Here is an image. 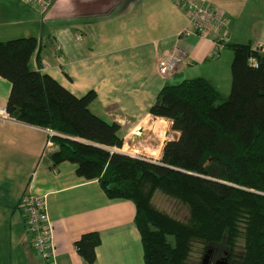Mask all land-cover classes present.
Returning <instances> with one entry per match:
<instances>
[{
	"label": "crops",
	"instance_id": "obj_1",
	"mask_svg": "<svg viewBox=\"0 0 264 264\" xmlns=\"http://www.w3.org/2000/svg\"><path fill=\"white\" fill-rule=\"evenodd\" d=\"M208 2L227 19L224 40L216 33L178 39L187 15L170 0H55L45 13L21 0H0V42L35 38L39 50L30 68L37 69L38 59L40 71L76 97L94 91L97 99L91 110L120 125L123 149L134 144L138 151L127 154L158 163L139 151L153 153L162 131L179 136L169 119L149 113L159 91L201 77L225 98L232 61L227 44H249L264 53V0ZM175 46L184 52L185 64L163 80L158 61ZM10 89L0 77V112L6 115ZM159 121L166 128L152 127ZM46 141L44 129L0 117V264H88L74 244L89 232L98 233L101 240L93 264H143L134 204L108 199L98 182L79 177L72 163L53 165ZM24 193L45 200L53 230L50 261L32 248L19 206Z\"/></svg>",
	"mask_w": 264,
	"mask_h": 264
},
{
	"label": "trees",
	"instance_id": "obj_2",
	"mask_svg": "<svg viewBox=\"0 0 264 264\" xmlns=\"http://www.w3.org/2000/svg\"><path fill=\"white\" fill-rule=\"evenodd\" d=\"M226 47L232 53L226 98L201 77L159 91L149 113L169 119L179 136L166 141L157 164L118 151L124 146L121 127L93 113L94 91L76 97L42 73L38 59L37 69L30 68L39 50L35 38L0 42V77L11 84L9 118L56 132L53 165L72 163L108 199L134 204L143 264H189L191 244L198 241L204 252L213 246V253L233 261L241 238L240 264H264V53L249 44ZM157 191L188 209V223L153 206ZM100 241L89 232L74 246L93 264Z\"/></svg>",
	"mask_w": 264,
	"mask_h": 264
},
{
	"label": "built area",
	"instance_id": "obj_3",
	"mask_svg": "<svg viewBox=\"0 0 264 264\" xmlns=\"http://www.w3.org/2000/svg\"><path fill=\"white\" fill-rule=\"evenodd\" d=\"M25 4L45 13L53 5L55 0H21ZM179 4L186 12L187 24L177 35L178 39L190 36H201L216 33L223 40L227 36L228 22L224 14L214 9L208 0H170ZM59 50V46L56 47ZM185 54L179 47H174L171 52L164 54L157 64L158 75L163 79L172 77L179 66L185 64ZM254 67L258 66L255 59H250ZM8 115L0 112V117L6 119ZM47 135L45 152L55 149L52 137L58 135L50 129H44ZM129 148V147H128ZM124 153V152H123ZM126 153V152H125ZM141 159V158H140ZM26 226L32 237V248L43 260L50 261L54 255L53 230L46 214L45 200L25 194L20 200Z\"/></svg>",
	"mask_w": 264,
	"mask_h": 264
},
{
	"label": "rangeland",
	"instance_id": "obj_4",
	"mask_svg": "<svg viewBox=\"0 0 264 264\" xmlns=\"http://www.w3.org/2000/svg\"><path fill=\"white\" fill-rule=\"evenodd\" d=\"M259 53H260V51H259ZM173 83H171V84H173ZM229 93H230V89H229ZM229 93L227 94V96L229 95ZM227 96H225V98ZM165 128H166V126H165ZM167 130H170L169 127H167ZM171 139H174V137H172L171 135H167L166 132L162 131L161 137L155 139L156 146L154 147L153 153L151 151H148V150H146V151L140 150L139 153L143 156H145V155L151 156L148 158H153V159L155 158L157 160H160V152H161L160 144L163 143V141L166 142V141L171 140ZM129 147H130V145H129ZM118 151L124 152V153L126 152V153L131 154V155H134L135 152H138L137 149L134 148V144L130 148H128V146L126 144L124 149L122 148ZM152 204L157 210L166 213L167 215L171 216L172 218H174V219H176L182 223H188V221H189L190 216H189L188 209L178 200H175L171 197H168L165 194H163L162 192L157 191L154 194V196L152 198ZM223 242L224 241H221L219 243L220 249L223 245ZM242 242H243L242 238L240 240H238L236 250H235L237 257L234 258L233 261H230L231 264H240V257H238V255L242 252V245H243ZM202 244L203 243L199 242V241L193 242V244H191V252H190L189 257H188V263L189 264H201L202 258L207 251L206 250L204 252ZM212 249H214L213 246H211V250ZM213 255H214V257H217V258H219V257L222 258L225 256V254L222 256L221 252H219V253L214 252ZM227 261L228 260H226V262Z\"/></svg>",
	"mask_w": 264,
	"mask_h": 264
},
{
	"label": "flooded vegetation",
	"instance_id": "obj_5",
	"mask_svg": "<svg viewBox=\"0 0 264 264\" xmlns=\"http://www.w3.org/2000/svg\"><path fill=\"white\" fill-rule=\"evenodd\" d=\"M223 260H228L227 261V264H231V262L229 261L228 257H226V255H225V257H222V258L219 257V258H217V257H214L213 252L211 250V254L209 256V260H208L207 264H220L219 262H221Z\"/></svg>",
	"mask_w": 264,
	"mask_h": 264
},
{
	"label": "water",
	"instance_id": "obj_6",
	"mask_svg": "<svg viewBox=\"0 0 264 264\" xmlns=\"http://www.w3.org/2000/svg\"><path fill=\"white\" fill-rule=\"evenodd\" d=\"M166 143V142H165ZM165 145V144H164ZM122 154H124V155H126V156H130V155H128L127 153H123V152H121ZM131 157V156H130ZM134 158H137V157H134ZM141 159H143V160H146V161H148V162H151V161H149V160H147V159H144V158H141ZM152 163H154V162H152ZM157 164H159V162L157 163ZM210 254H211V250H207V252L205 253V255L203 256V258H202V263L201 264H207V262H208V260H209V256H210ZM220 264H227V262H226V260H223V261H221V262H219Z\"/></svg>",
	"mask_w": 264,
	"mask_h": 264
}]
</instances>
